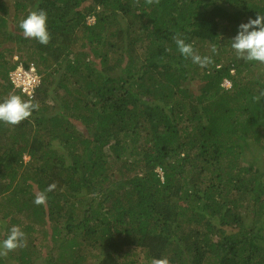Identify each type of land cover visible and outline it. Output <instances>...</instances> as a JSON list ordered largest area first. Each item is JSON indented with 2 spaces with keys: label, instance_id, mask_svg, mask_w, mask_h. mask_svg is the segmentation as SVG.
I'll use <instances>...</instances> for the list:
<instances>
[{
  "label": "trees",
  "instance_id": "16d2710c",
  "mask_svg": "<svg viewBox=\"0 0 264 264\" xmlns=\"http://www.w3.org/2000/svg\"><path fill=\"white\" fill-rule=\"evenodd\" d=\"M39 9L46 46L19 27ZM258 14L264 0H0V102L11 70L41 75L39 110L0 122V239L27 237L0 264H264V64L231 48ZM175 34L213 63L185 59ZM16 46L32 55L10 67ZM54 237L58 259L41 251Z\"/></svg>",
  "mask_w": 264,
  "mask_h": 264
},
{
  "label": "clouds",
  "instance_id": "9594fccd",
  "mask_svg": "<svg viewBox=\"0 0 264 264\" xmlns=\"http://www.w3.org/2000/svg\"><path fill=\"white\" fill-rule=\"evenodd\" d=\"M134 2L138 4L139 0H134ZM145 2L152 5L159 4L160 0H145ZM92 19L91 23L89 20V24L94 23V18ZM19 27L22 29L23 36L26 39H34L45 46L50 43L51 34L48 30V14L46 10L30 11L27 17L20 22ZM172 39L179 53L185 59H190L192 63L202 68L213 63L210 56H201L193 45L186 43L185 39L181 38L179 34L173 35ZM20 48L21 46H16L15 53L9 64L10 67L14 60L24 63L27 59L24 60L22 56L32 55L27 48L25 50H20ZM231 48L235 51L238 58L246 62L254 61L264 64V15L258 14L255 19L250 18L247 23L240 24L237 35L231 40ZM212 52L218 54L215 46H213ZM36 65V63H33L29 69L20 65L8 74V78L14 88L11 94L0 102V122L5 125L18 126L23 121L31 118L34 111L39 110L40 104L31 100L36 97V93L41 87V75L38 73ZM4 80L5 78L1 76L0 81L3 82ZM18 91L21 95L16 94ZM27 97L30 99L27 100ZM262 98H264V91L253 99L256 102H260ZM56 188L57 185L53 183L44 191L37 192L33 201L34 204L46 206L48 193L55 191ZM26 245V233L19 226L13 225L5 238L0 239V257L6 258L9 253ZM151 264H170V261L167 258H153Z\"/></svg>",
  "mask_w": 264,
  "mask_h": 264
},
{
  "label": "rangeland",
  "instance_id": "374dc122",
  "mask_svg": "<svg viewBox=\"0 0 264 264\" xmlns=\"http://www.w3.org/2000/svg\"><path fill=\"white\" fill-rule=\"evenodd\" d=\"M93 21V19L91 20L90 19V23ZM23 57V59L24 60H26V59H29L30 57H28V56H22ZM2 71H4V69H2ZM256 71H258V69H256L255 70V73H256ZM259 71H264V67H260L259 68ZM233 73V72H232ZM260 73V72H259ZM202 75H201V73H199L198 74V77L193 81V83H191L190 84V88H191V90H194L195 92H196V95L197 96H199V94H200V89H201V86H202V83L200 82V77H201ZM246 77H247V75H246ZM239 78H241V77H239ZM3 80V79H2ZM252 82L253 81H255V82H257L258 81V78H257V76L254 74L253 75V78H251L250 79ZM245 81V80H244ZM244 81H241V82H243L244 83ZM225 82V84H224V86L225 87H227V88H231L232 87V81L231 80H225L224 81ZM5 84V83H4ZM198 89V90H197ZM6 92V91H5ZM11 92L12 91H10L9 92V94H11ZM185 126V124H180V126H179V128L181 127H184ZM12 131V130H11ZM13 134V132H10L9 133V135H12ZM51 140H52V142L54 143V146H55V144L58 146H56L57 147V151L58 152H66V151H64V149H62V145H60V143H59V141L58 140H56L55 138H53L52 136H51ZM47 142H48V137H46L45 138V143H44V145H45V147L47 146ZM10 146H12V144L10 145ZM11 147H9V149H10ZM48 151H49V149H48ZM81 151V149L79 150V152ZM70 152H66V155L67 154H69ZM81 153V152H80ZM83 153V152H82ZM261 158L263 159L264 157L261 155ZM30 160H31V157L28 155V154H24V157H23V161L25 162V163H28V162H30ZM257 165H259V163H257ZM261 165H263L262 164V162H261ZM5 181H7V180H5ZM65 230V229H64ZM62 231V230H61ZM39 235V233L37 234V235H33V236H35V238H38L40 241H42V240H44V241H48V240H45V238L43 237V236H38ZM47 239H49V240H51V237L50 236H48V238ZM53 241L51 242H49V243H47L45 246H43V249L41 250L42 252H43V254L46 256L47 255V253H51V252H54L55 253V256H56V259H58V257H59V253L60 252H62L63 250L62 249H64L65 247L64 246H62V249L61 248H54V249H52L53 247V245H55V247H59V245H60V241L58 242V240H57V237H56V239H55V237L52 239ZM53 243V244H52ZM69 250V249H68ZM68 250L66 251V253L68 252ZM72 251L75 253L76 251H78V253L80 254L82 251L83 252H85L86 251V249H85V246H78V245H76V246H74V248L72 249ZM71 251V252H72ZM44 257V256H43ZM15 262H16V259L14 258V259H12L8 264H15ZM87 263V262H86ZM31 264H48L47 262H46V260L45 259H43L42 257H40L39 259H36V260H32V263Z\"/></svg>",
  "mask_w": 264,
  "mask_h": 264
}]
</instances>
